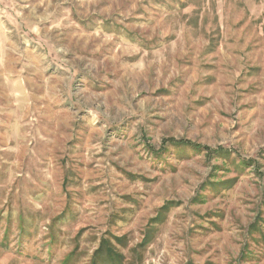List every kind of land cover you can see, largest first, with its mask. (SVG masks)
I'll return each mask as SVG.
<instances>
[{
	"label": "rangeland",
	"instance_id": "1",
	"mask_svg": "<svg viewBox=\"0 0 264 264\" xmlns=\"http://www.w3.org/2000/svg\"><path fill=\"white\" fill-rule=\"evenodd\" d=\"M4 20L39 106L13 77L0 264H91L104 239L123 264H264V0H0Z\"/></svg>",
	"mask_w": 264,
	"mask_h": 264
},
{
	"label": "crops",
	"instance_id": "2",
	"mask_svg": "<svg viewBox=\"0 0 264 264\" xmlns=\"http://www.w3.org/2000/svg\"><path fill=\"white\" fill-rule=\"evenodd\" d=\"M6 22L8 21L4 20L0 23V86L2 87L0 88V101L2 102V104L0 105L7 107L9 110L10 108L14 109V107L10 104V99L8 98L13 96V93H11L10 91L9 82L11 81V79H13V77L16 78V75L18 74L22 75L21 78L24 83L20 93L17 95V98H21V100L28 99V101H30L31 103H35L39 106V96L35 93V85L27 76V74L31 71L25 65H23V67L21 68L22 71H18L16 68L15 70H13L12 68V62L10 61L11 58H9V55H11V53L8 51L9 45H11L12 42V28L9 27ZM16 67L20 68L18 65ZM24 75H26V78H24ZM8 126L9 125H6V123H3L1 129L3 134L1 135V137H6L5 130L8 129ZM6 146L8 145H0V149L5 150Z\"/></svg>",
	"mask_w": 264,
	"mask_h": 264
},
{
	"label": "trees",
	"instance_id": "3",
	"mask_svg": "<svg viewBox=\"0 0 264 264\" xmlns=\"http://www.w3.org/2000/svg\"><path fill=\"white\" fill-rule=\"evenodd\" d=\"M177 203L175 201H167L158 211V215L155 218L151 219V223H156L161 214L167 213L172 207H174ZM145 237V236H144ZM115 240L122 244L123 237H114ZM109 240H102L100 247L95 251L93 260L91 264H123L125 255L118 251V247L111 248L109 247ZM107 243V244H106ZM111 243V242H110ZM150 243V239L145 238L142 239L141 244L137 246L133 251L136 253H142L143 249ZM124 245V244H122ZM70 256L63 260V263L68 264L70 261Z\"/></svg>",
	"mask_w": 264,
	"mask_h": 264
}]
</instances>
